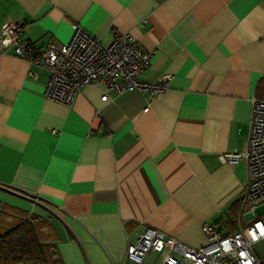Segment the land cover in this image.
Masks as SVG:
<instances>
[{
  "label": "crops",
  "instance_id": "1",
  "mask_svg": "<svg viewBox=\"0 0 264 264\" xmlns=\"http://www.w3.org/2000/svg\"><path fill=\"white\" fill-rule=\"evenodd\" d=\"M7 22L39 49L71 22L104 43L130 31L153 52L141 78L172 77L106 101L89 84L67 105L0 42V223L45 221L59 264H136L126 248L146 228L193 247L205 222L238 229L223 221L239 216L247 164L219 155L246 148L250 98L264 99V0H0Z\"/></svg>",
  "mask_w": 264,
  "mask_h": 264
},
{
  "label": "built area",
  "instance_id": "2",
  "mask_svg": "<svg viewBox=\"0 0 264 264\" xmlns=\"http://www.w3.org/2000/svg\"><path fill=\"white\" fill-rule=\"evenodd\" d=\"M70 26L67 42L52 41L42 49L21 37L25 28L21 22L1 26V44L12 45L13 54L29 63V75L36 74L31 66L48 70L45 97L70 105L89 84L104 88L101 101L110 98L109 92L120 95L138 89L156 94L167 89L171 73L153 81L141 78L153 52L143 49L130 31L115 32L112 40L104 43L77 22ZM250 102L246 148L219 155L223 162L244 160L247 164L248 181L240 198L238 229L232 232L205 222L201 226L205 242L193 247L162 230L146 228L134 243L128 244L125 260L142 264L145 255L154 251L159 254L157 264H264V256L254 250V245L264 239V219L256 216L257 206L264 203V99L253 96ZM242 213L245 225L240 223Z\"/></svg>",
  "mask_w": 264,
  "mask_h": 264
},
{
  "label": "trees",
  "instance_id": "3",
  "mask_svg": "<svg viewBox=\"0 0 264 264\" xmlns=\"http://www.w3.org/2000/svg\"><path fill=\"white\" fill-rule=\"evenodd\" d=\"M49 227L38 217L0 223V264H59Z\"/></svg>",
  "mask_w": 264,
  "mask_h": 264
},
{
  "label": "rangeland",
  "instance_id": "4",
  "mask_svg": "<svg viewBox=\"0 0 264 264\" xmlns=\"http://www.w3.org/2000/svg\"><path fill=\"white\" fill-rule=\"evenodd\" d=\"M256 216L259 218H264V203H261L257 206ZM238 218H239V216L237 215L236 217L234 216V217H230L228 219H224L223 225L226 226L227 228L235 230L238 227ZM240 223L242 225H245L247 223V221L243 217V213L241 214ZM42 231L46 232L47 229L43 228ZM255 248H256L258 253H260V254L264 253V239H262L261 241H258L255 245Z\"/></svg>",
  "mask_w": 264,
  "mask_h": 264
},
{
  "label": "snow or ice",
  "instance_id": "5",
  "mask_svg": "<svg viewBox=\"0 0 264 264\" xmlns=\"http://www.w3.org/2000/svg\"><path fill=\"white\" fill-rule=\"evenodd\" d=\"M261 235H264V232H261Z\"/></svg>",
  "mask_w": 264,
  "mask_h": 264
}]
</instances>
